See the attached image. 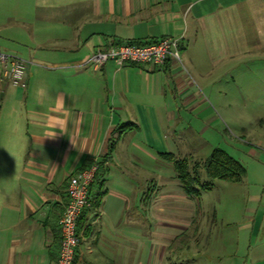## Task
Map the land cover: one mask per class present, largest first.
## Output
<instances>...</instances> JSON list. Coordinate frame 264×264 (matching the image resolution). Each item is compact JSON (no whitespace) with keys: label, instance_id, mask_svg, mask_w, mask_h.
Masks as SVG:
<instances>
[{"label":"crops","instance_id":"crops-1","mask_svg":"<svg viewBox=\"0 0 264 264\" xmlns=\"http://www.w3.org/2000/svg\"><path fill=\"white\" fill-rule=\"evenodd\" d=\"M165 36L182 37L186 68L223 76L264 52V0H0V52L28 63L25 88L0 72V264L58 263L68 179L94 160L76 264H129L131 230L162 218L165 193L179 198L152 164L174 153L176 119L205 105L194 77L175 60L87 63Z\"/></svg>","mask_w":264,"mask_h":264},{"label":"rangeland","instance_id":"rangeland-1","mask_svg":"<svg viewBox=\"0 0 264 264\" xmlns=\"http://www.w3.org/2000/svg\"><path fill=\"white\" fill-rule=\"evenodd\" d=\"M240 59L243 62L233 67L238 60L228 61L223 76L222 69L210 67L197 75L183 61L206 102L176 119L181 129L173 151L203 162L221 148L245 166L246 177L241 183L216 179L211 189L187 203L190 196L172 163L157 157L152 165L161 168L163 163L167 189L177 184L179 198L165 193L162 218L154 220L148 213L147 226L131 230L134 256L129 264H264V52ZM200 173L203 181H209L204 168ZM155 193L152 187L146 190V202L153 201ZM188 213L194 215L186 223Z\"/></svg>","mask_w":264,"mask_h":264},{"label":"built area","instance_id":"built-area-1","mask_svg":"<svg viewBox=\"0 0 264 264\" xmlns=\"http://www.w3.org/2000/svg\"><path fill=\"white\" fill-rule=\"evenodd\" d=\"M175 60L183 65L182 37L165 36L157 41L142 43L124 42L109 48H98L88 59L95 67H101L108 61L119 66L126 63L165 65ZM2 76L16 87L27 86V67L25 59L6 52H0ZM100 162L94 160L86 168L71 175L68 179V201L60 218V251L57 264H74L81 242L78 222L84 209L90 205V187L96 179Z\"/></svg>","mask_w":264,"mask_h":264},{"label":"trees","instance_id":"trees-1","mask_svg":"<svg viewBox=\"0 0 264 264\" xmlns=\"http://www.w3.org/2000/svg\"><path fill=\"white\" fill-rule=\"evenodd\" d=\"M130 42L134 43L136 41ZM136 43L142 42L138 41ZM161 156L164 160L172 163L184 193L190 197H198L202 190L211 189L213 181L216 179L241 183L247 175L245 166L221 148H215L203 162L193 161L192 156L179 157L170 152L162 153ZM203 168L209 181L202 180L200 171ZM80 230L81 217L78 222V231L80 232ZM74 264H76V260Z\"/></svg>","mask_w":264,"mask_h":264}]
</instances>
